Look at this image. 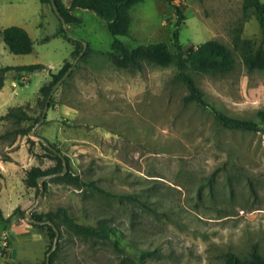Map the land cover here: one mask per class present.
Wrapping results in <instances>:
<instances>
[{"label": "rangeland", "instance_id": "1", "mask_svg": "<svg viewBox=\"0 0 264 264\" xmlns=\"http://www.w3.org/2000/svg\"><path fill=\"white\" fill-rule=\"evenodd\" d=\"M174 3L186 17L180 30L184 49L215 39L236 59L234 70L224 75L191 65L185 71L222 113L259 123L264 71L248 72L244 62L263 38L254 8L245 0ZM130 13V32L122 37L128 46L166 42L175 51L177 16L167 1L144 0ZM76 14L83 21L69 26L68 33L84 41L79 56L76 46L54 37L60 21L49 4L0 0V30L21 27L33 41L31 53L17 55L0 35V67L42 65L31 74L8 72L0 89V207L8 218L0 222L1 264H45L55 237L32 216L59 208L80 224L114 227L115 234L79 236L56 216L59 238L52 264H225L229 252L248 262L255 244L264 256V123L257 131L230 129L209 110L185 104L188 89L175 63L117 67L107 25L92 11ZM67 63L72 66L46 107L41 90ZM18 107L32 119L3 118ZM23 129H36L67 159L68 171L113 196L52 180L57 176L27 187L29 169H47L56 160Z\"/></svg>", "mask_w": 264, "mask_h": 264}, {"label": "trees", "instance_id": "2", "mask_svg": "<svg viewBox=\"0 0 264 264\" xmlns=\"http://www.w3.org/2000/svg\"><path fill=\"white\" fill-rule=\"evenodd\" d=\"M143 1L144 0H72L71 5L67 6L63 0H54L60 14L59 17L53 8L51 0H40L42 4H49L52 7L53 12L60 21V28L54 34V37L64 38L76 46V50L74 51L75 55L79 56L83 51L84 41L71 36L64 29L63 20L68 26L80 24L82 23L83 18L76 14V10L83 9L92 11L107 25V28L112 35V53L110 58L112 63L117 67L142 70L145 64L167 66L175 63L178 68V78L188 89V94L184 97L185 104L194 102L200 107L209 110L215 116L217 122L227 128L254 131L259 130L260 124L264 123V110H260L257 113V116L260 119L259 123L229 117L205 99L204 93L197 85L195 79L185 71V68L188 65H191L210 75H224L231 73L234 70L236 59L233 50L229 46L215 39L208 40L197 46H191L187 50L184 49L180 41V30L186 17L180 7L174 3L175 0H165L175 9L177 16L175 29L172 31V45L175 51H173L170 45L166 42L142 44L136 47H130L122 40V37L127 36L130 32L132 25L130 11L132 7ZM245 6L254 8L255 17L259 23L263 36L260 46L256 50L249 51L245 54V66L248 72L254 70L264 71V2L261 0H245ZM0 35L8 50L13 54L24 55L33 51L32 38L24 28L17 26L8 27L0 30ZM71 66L72 64L67 63L58 74L52 75L53 80L51 83L42 88L41 92L44 96L43 105L47 102L48 96L53 87L65 75ZM40 68H42V65L40 64L19 66L7 65L0 67V89L4 87L8 72L16 71L19 73L24 72L31 74ZM3 118H10L16 123L32 119L22 107L12 109ZM22 132L28 134L30 129H23ZM39 143L47 154L55 158L56 165L47 169H42L38 166L29 169L26 173L25 183L27 187L30 188L39 186V177L55 176L63 171V159L60 156L59 151L51 146L44 145L41 141ZM33 144L34 141H31L29 150L32 149ZM52 180L79 183L102 194L113 196L111 193L99 187L95 181H85L79 176L73 175L70 169L67 174L53 177ZM56 216H61L66 226L79 236L90 239H104L115 234L114 227L108 225L101 224L98 226H91L76 222L65 208H59L58 213L48 212L44 215H33L32 218L39 222H46L44 226L40 225L39 227H48L51 231V236L56 237L54 227L47 223L54 222V226H57L54 221V217ZM7 221L8 218L5 217L4 212L0 207V222ZM55 255L56 253L53 252L50 264L53 263ZM147 255V253H144L143 258ZM225 264H264V256L259 253L258 246L255 244L252 247L251 258L248 262L242 261L235 254L229 252L226 254Z\"/></svg>", "mask_w": 264, "mask_h": 264}, {"label": "water", "instance_id": "3", "mask_svg": "<svg viewBox=\"0 0 264 264\" xmlns=\"http://www.w3.org/2000/svg\"><path fill=\"white\" fill-rule=\"evenodd\" d=\"M51 1H52L53 8H54L56 14L60 17V14H59L58 9H57V5L55 4L54 0H51ZM63 27H64V29H65L67 32H69V26H68V24H67L64 20H63ZM83 50H84V49H83ZM80 54H81V53H80ZM58 85H59V84L55 85V86L53 87V89L51 90V93H50L49 96H48V100H47V103H46V107L48 106V102H49V100H50L51 97H52V94H53L54 89H55ZM45 112H46V111L44 110L43 117H44V115H45ZM43 117H42L41 121L43 120ZM41 121H40V122H41ZM30 134H31V135H34L35 137H37V138H38V139H39L44 145L50 146L49 142H48L46 139H44V138H42V137H39V136L37 135V133H36V129L31 130V131H30ZM60 156H61L62 159H63V171H62L61 173L56 174L55 176L65 175L66 172L68 171V166H67L66 159L62 156V154H60ZM53 176H54V175H53ZM42 178H43V177H39V183H40V185H42V184H41V179H42ZM42 192H43V186L41 187V191H40V193H42ZM31 221L34 222V223H36L35 220H31ZM45 223H46V222H38V224H45ZM47 223H48V224H51V225L54 227L55 231H56V237H55V239H54V247H53V249H52L51 251L48 252V254H47V256H46V263H45V264H50L51 255H52V253H53L54 250H55L56 243L58 242L59 231H58V229L54 226V224H53L52 222H47ZM5 253H6V249L3 250V252H2V256H4ZM15 257H16V254H15V252H13V253L11 254V258L14 260ZM11 264H14V261H12Z\"/></svg>", "mask_w": 264, "mask_h": 264}]
</instances>
